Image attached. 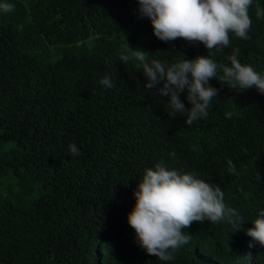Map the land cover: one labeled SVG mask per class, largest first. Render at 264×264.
<instances>
[{
	"label": "trees",
	"instance_id": "obj_1",
	"mask_svg": "<svg viewBox=\"0 0 264 264\" xmlns=\"http://www.w3.org/2000/svg\"><path fill=\"white\" fill-rule=\"evenodd\" d=\"M3 2L14 11L0 10V264H264V246L245 231L264 209V94L211 78L218 97L189 126L186 114L169 116L167 97L146 90L139 61L118 56L130 46L171 65L208 50L158 39L138 0ZM256 4L264 0L250 9L251 39L231 35L230 47L211 55L230 64L239 48L241 63L264 75ZM108 72L112 88L99 83ZM229 158L240 175L228 173ZM162 159L219 185L243 229L193 222L175 260L147 254L128 213L145 169Z\"/></svg>",
	"mask_w": 264,
	"mask_h": 264
},
{
	"label": "clouds",
	"instance_id": "obj_2",
	"mask_svg": "<svg viewBox=\"0 0 264 264\" xmlns=\"http://www.w3.org/2000/svg\"><path fill=\"white\" fill-rule=\"evenodd\" d=\"M138 3L140 16L151 20L158 39L167 43L183 38L189 44L202 43L208 50V55H197L193 59H187L183 54L181 60L171 65L159 59L149 62L146 51L130 46V55L129 49L119 54L118 59L123 64L133 59L139 61L137 67L142 68L147 78L146 90L156 88L158 95L168 98L169 116L175 118L178 113L186 114L185 123L189 126L201 118L206 119L212 101L220 91L209 83L211 78H216L222 86L227 84L237 90L255 86L264 94V75L251 65L241 63L239 48H234L228 57L230 64L217 62L211 55L213 50L230 47L231 35L251 39L248 33L254 0H138ZM255 7L256 17L264 18V8L259 4ZM0 10L14 11V5L0 3ZM99 83L104 88L114 87L111 72ZM185 91L190 108L180 98ZM233 115L226 112L225 118L231 119ZM68 150L73 157L81 154L74 142L69 144ZM227 165L228 173L241 174L230 158ZM246 171V168L242 169V172ZM257 179H261L259 173ZM134 196L136 203L128 213V223L135 230L139 247L161 261L175 260V253L191 241L192 236L185 229L193 222H227L234 231L243 229L244 217L225 203V194L219 185L207 182L195 173L169 168L163 159L145 169ZM252 223L254 226L247 228L246 234L264 246V209L259 210ZM226 246L231 250L228 243Z\"/></svg>",
	"mask_w": 264,
	"mask_h": 264
}]
</instances>
